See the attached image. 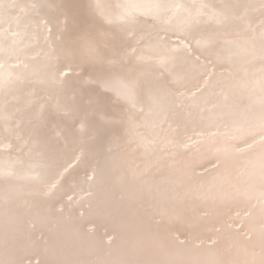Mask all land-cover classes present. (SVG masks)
<instances>
[{"label":"snow or ice","instance_id":"obj_1","mask_svg":"<svg viewBox=\"0 0 264 264\" xmlns=\"http://www.w3.org/2000/svg\"><path fill=\"white\" fill-rule=\"evenodd\" d=\"M0 264H264V0H0Z\"/></svg>","mask_w":264,"mask_h":264},{"label":"bare ground","instance_id":"obj_2","mask_svg":"<svg viewBox=\"0 0 264 264\" xmlns=\"http://www.w3.org/2000/svg\"><path fill=\"white\" fill-rule=\"evenodd\" d=\"M209 2H214V0H209Z\"/></svg>","mask_w":264,"mask_h":264}]
</instances>
